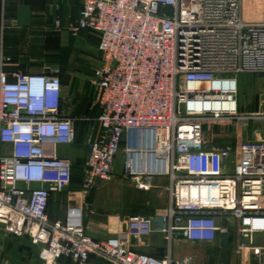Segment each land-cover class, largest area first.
<instances>
[{"label": "built area", "instance_id": "built-area-1", "mask_svg": "<svg viewBox=\"0 0 264 264\" xmlns=\"http://www.w3.org/2000/svg\"><path fill=\"white\" fill-rule=\"evenodd\" d=\"M77 29L96 34L100 51L91 80L100 113L79 118L96 125L83 185L111 180L122 152L125 174L138 189L164 188L167 209L158 228L153 216L131 215L123 232L104 240L86 233L82 206L68 205L65 221L52 220V193L73 179V161L59 149L77 133L62 69L11 74L0 67L5 230L42 245L44 264H89L92 255L110 264H189L173 259V240L214 242L235 225L238 253L250 250L264 262V243L255 242L264 234V139L207 148L204 138L208 120L250 119L238 115L236 77L264 72V0H85ZM155 231L168 243L165 255L131 248Z\"/></svg>", "mask_w": 264, "mask_h": 264}, {"label": "crops", "instance_id": "crops-1", "mask_svg": "<svg viewBox=\"0 0 264 264\" xmlns=\"http://www.w3.org/2000/svg\"><path fill=\"white\" fill-rule=\"evenodd\" d=\"M84 1L0 0V67L11 74H40L60 67L63 96L65 101L67 96L71 101L66 111L75 112V115H70L77 119L93 110L91 106L77 102L94 94L91 86L92 70L100 59L98 36L77 29ZM236 78L238 88L235 97L238 110L241 113L264 111V74L248 71ZM10 79L14 80L13 75ZM93 124L84 122L82 125L81 129L88 130L86 136H83L85 142L96 128ZM239 132L241 139L229 141L204 133L206 147L223 148L243 141L264 139L262 133L253 132L251 129L245 128ZM77 135L78 133L73 145L61 146L59 149L60 156L69 157L73 161V180L64 192L52 193L48 214L52 220L65 221L68 205L82 206L86 233L94 239L104 240L123 232L127 218L132 214L118 216L105 209L101 201L103 182H96L90 189L84 187L82 169L85 158H79L78 152H75L74 147L79 144ZM76 164L78 174L74 176ZM166 182V179L157 180L161 185ZM167 206L166 200L160 211H148L143 215L155 217V227L158 228L159 216ZM232 232H236L235 225ZM238 239L237 234L234 244L228 236L221 235L214 242L201 243L177 238L172 242L170 253L173 259L187 261L189 264H264L250 250L240 255L237 251ZM255 242L263 244L264 234L256 235ZM131 248L161 257L168 251V243L162 234L155 231L140 242L133 239ZM42 250V245L34 243L29 237L8 233L0 222V264H44ZM55 264L77 263L69 258H61ZM89 264L110 263L92 255Z\"/></svg>", "mask_w": 264, "mask_h": 264}, {"label": "rangeland", "instance_id": "rangeland-1", "mask_svg": "<svg viewBox=\"0 0 264 264\" xmlns=\"http://www.w3.org/2000/svg\"><path fill=\"white\" fill-rule=\"evenodd\" d=\"M249 2V0H248ZM248 13V11H247ZM264 74V72H257ZM92 89L93 85L91 83ZM93 95L90 98L78 100V104L83 105H89L92 107L93 110H91L89 113H85L83 115H80V117L84 118H95L100 113V109L97 106L93 105ZM71 104L69 96L66 98L65 106L68 108V106ZM68 112V111H67ZM69 113V112H68ZM69 114H74L75 112H71ZM238 115H250L249 120H242V119H236L233 120H217L212 121L208 120L204 124V133L209 135L210 137H213L215 135V138H224L229 140L234 139H241V133L239 131L247 128L251 129L253 132L262 133L264 135V111L260 112H253V113H241L238 110ZM79 117V118H80ZM85 123H92V121H82L81 119L76 120V131L78 133V139L76 145L75 152H78L79 158H85L87 155V145L84 141L83 136L88 133L87 129H81L82 125ZM95 125V124H93ZM79 131V132H78ZM78 159V158H77ZM77 163V162H76ZM124 156L123 153L120 152L118 155L116 167L114 168V174L111 180L104 181L102 184L101 192V201L104 204L105 209H108L111 214L113 215H122L126 213H130L132 215H143L147 214L148 211H160L161 206L165 205V202L167 200L168 202V194L164 188H153L151 190H141L138 189L134 183V181L128 177L125 174L124 171ZM76 171L74 170V176H76L78 173V166L76 164L75 167ZM156 184L160 185L156 182ZM166 185V183H164ZM161 186V185H160ZM167 209V208H166ZM165 210V209H164ZM222 225L226 224V221L223 219L220 220ZM222 236V235H221ZM228 237L230 240L236 244V237L237 233L232 232V234H229ZM232 237V238H231Z\"/></svg>", "mask_w": 264, "mask_h": 264}, {"label": "bare ground", "instance_id": "bare-ground-1", "mask_svg": "<svg viewBox=\"0 0 264 264\" xmlns=\"http://www.w3.org/2000/svg\"><path fill=\"white\" fill-rule=\"evenodd\" d=\"M209 87V85H204L203 86V88H208ZM200 88H202L201 86H200ZM225 106H230V104L229 103H226V104H224ZM224 105H222L221 103L220 104H218V103H215V104H213V103H210V104H207V107H212V108H215V109H219V108H222V106H224Z\"/></svg>", "mask_w": 264, "mask_h": 264}, {"label": "trees", "instance_id": "trees-1", "mask_svg": "<svg viewBox=\"0 0 264 264\" xmlns=\"http://www.w3.org/2000/svg\"><path fill=\"white\" fill-rule=\"evenodd\" d=\"M73 180V179H72Z\"/></svg>", "mask_w": 264, "mask_h": 264}]
</instances>
